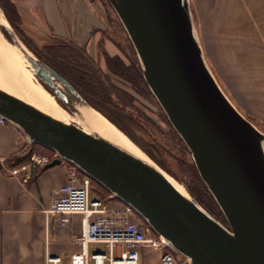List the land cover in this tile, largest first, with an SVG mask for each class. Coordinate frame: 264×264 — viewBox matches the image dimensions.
Returning a JSON list of instances; mask_svg holds the SVG:
<instances>
[{"label":"water","instance_id":"obj_1","mask_svg":"<svg viewBox=\"0 0 264 264\" xmlns=\"http://www.w3.org/2000/svg\"><path fill=\"white\" fill-rule=\"evenodd\" d=\"M107 1L135 49L144 81L189 149L227 225L137 148L139 154L43 111L1 78L0 115L30 143L56 152L46 167L61 160L77 166L133 207L188 264H264V132L236 109L209 69L189 0ZM0 16L13 46L60 105L72 113V96L93 108L25 46L1 8Z\"/></svg>","mask_w":264,"mask_h":264},{"label":"rangeland","instance_id":"obj_2","mask_svg":"<svg viewBox=\"0 0 264 264\" xmlns=\"http://www.w3.org/2000/svg\"><path fill=\"white\" fill-rule=\"evenodd\" d=\"M189 7L204 59L217 83L236 109L257 129L264 132V0H189ZM111 26L109 34L112 35L113 41L120 45V57L123 62L126 65L135 63L141 69L135 49L117 16ZM0 35L13 45L1 25ZM17 35L19 36L18 33ZM41 53L45 55V51ZM90 61L89 64L96 69L101 84L110 93L118 92L122 99L129 100L127 105L122 103V117L103 104L98 105L108 116L92 107L100 111V114L115 125L138 150L190 194L189 187L194 182L195 172L190 151L168 121L147 84V88L141 84L134 87L132 82L109 71L101 58ZM110 85H113V88ZM114 99L120 103L117 98ZM62 108L74 116L63 106ZM141 145L150 147L152 155ZM100 187L102 186L94 181L91 195L105 201L108 195ZM215 204L218 209H213V216L223 223L221 217L225 219L224 214L216 201ZM133 217L137 218L135 215ZM133 217L131 215V219Z\"/></svg>","mask_w":264,"mask_h":264},{"label":"crops","instance_id":"obj_3","mask_svg":"<svg viewBox=\"0 0 264 264\" xmlns=\"http://www.w3.org/2000/svg\"><path fill=\"white\" fill-rule=\"evenodd\" d=\"M18 15V26L36 46L65 41L84 48L91 59L104 54L121 56L120 45L109 31L116 20L104 0H8ZM106 67V65H105ZM23 132L12 123L0 122V264H48L49 256L58 264H69L80 249L77 237L82 230V215L72 214L66 224L49 211L57 189L67 181L68 162L36 167L29 179L24 173L11 175L8 169L28 160L32 151ZM108 208L123 204L110 192ZM135 218L133 217V220ZM90 243L88 250H103ZM157 250H140L141 264H154Z\"/></svg>","mask_w":264,"mask_h":264},{"label":"built area","instance_id":"obj_4","mask_svg":"<svg viewBox=\"0 0 264 264\" xmlns=\"http://www.w3.org/2000/svg\"><path fill=\"white\" fill-rule=\"evenodd\" d=\"M0 122L5 123L6 120L0 116ZM49 161L47 155L33 151L26 162L9 168L8 172L14 176L24 173V180H27L34 168H43ZM90 190L91 178L70 165L66 183L57 189L51 199L49 211L61 216V224H66L72 214L82 215V230L77 237L80 249L71 255L69 264H141L140 250L145 247L159 251L154 264L186 263L146 223L131 220V215H134L131 206L110 209L102 199L92 197ZM90 243L103 244L104 249L90 252ZM59 262V257L47 258L48 264Z\"/></svg>","mask_w":264,"mask_h":264},{"label":"trees","instance_id":"obj_5","mask_svg":"<svg viewBox=\"0 0 264 264\" xmlns=\"http://www.w3.org/2000/svg\"><path fill=\"white\" fill-rule=\"evenodd\" d=\"M106 2L109 5L107 0ZM0 8L2 9L5 17L8 19L12 27L15 29V31L24 41V43H26V45L38 57L42 58L49 66L55 69L63 77H65L91 106L97 108L102 113L106 114L105 111L101 109L100 106L98 105V104L100 105L103 104L109 107V109L112 110L116 115L122 117L123 109H124L122 103L124 105H127L126 103L127 102L129 103V100L122 99L118 92L110 93L104 87V85L101 84L100 77L97 74L96 69H94L92 65L89 64V62H91L90 61L91 58L88 56L84 48L60 40L53 43L45 44L41 48H39L34 43H32L20 30L18 26V22H19L18 15L13 5H11V3L8 0H0ZM42 51H45V55H42L41 53ZM103 54L105 59V65L107 66L109 71H111L112 73L118 76L123 77L125 80L129 82H132L134 87L137 84H141L142 86L147 88L146 83L142 76L141 69L139 68L138 65H136L135 63L134 65L133 64L126 65L121 59V57L118 55L109 56L107 53H103ZM110 87L113 88V85H110ZM114 98H117L120 101V103L117 102L116 99ZM110 119L113 122H115L112 118ZM141 147L149 155H152L150 147L145 148L142 145ZM32 151H39L49 156L50 158L52 157L53 154V151L40 144L33 145ZM193 170H195L194 182L191 185L193 187L191 186L189 187V192L191 195H193V197H195V199L198 201V203L201 206H203L210 214L213 215V209L214 208L218 209V207L216 206L215 201L213 200L211 194L207 190L205 184L198 176L195 167ZM92 183H94V181H92ZM100 188L103 192L109 195V192L106 189L102 187ZM221 219H222L221 221H223V223L226 225L225 219H223V217H221Z\"/></svg>","mask_w":264,"mask_h":264},{"label":"bare ground","instance_id":"obj_6","mask_svg":"<svg viewBox=\"0 0 264 264\" xmlns=\"http://www.w3.org/2000/svg\"><path fill=\"white\" fill-rule=\"evenodd\" d=\"M1 17V16H0ZM0 78L8 88L43 111L62 120L75 122L88 131L95 130L116 143H119L139 154L128 138L104 118L97 110L69 97L68 103L73 106L69 115L58 103L55 96L34 76L18 49L9 44L0 35ZM70 94L68 93L67 96ZM63 106V105H62ZM70 109V108H69Z\"/></svg>","mask_w":264,"mask_h":264}]
</instances>
